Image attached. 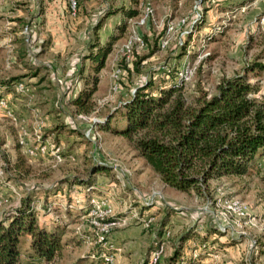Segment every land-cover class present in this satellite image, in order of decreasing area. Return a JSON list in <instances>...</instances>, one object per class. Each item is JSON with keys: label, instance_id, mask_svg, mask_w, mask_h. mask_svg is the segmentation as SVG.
Here are the masks:
<instances>
[{"label": "rangeland", "instance_id": "374dc122", "mask_svg": "<svg viewBox=\"0 0 264 264\" xmlns=\"http://www.w3.org/2000/svg\"><path fill=\"white\" fill-rule=\"evenodd\" d=\"M43 1L0 0V77L23 73L15 92L0 96V219L27 196L41 225L62 226L67 244L50 264H108L91 259L103 253L112 255L109 264H147L161 243L158 264H170L188 230L176 264L193 252L204 264H264V159L248 176L181 192L163 184L127 139L96 126L148 81L154 93L182 81L194 97L215 92L222 78L244 73L257 59L264 64V0H64L61 29L70 34L62 55L46 47L47 18L38 17ZM14 3L25 5L20 30L29 28L21 33L20 59L4 46L15 25L8 15ZM130 8L138 15L122 32L123 9ZM111 36L119 37L98 73L92 107L82 111L71 99L92 72L84 56ZM260 79L264 88V70ZM18 93L33 104L29 112L12 101ZM40 144L46 152H35ZM57 149L60 160L52 155ZM99 164L107 169L92 172ZM29 245L21 238L23 252Z\"/></svg>", "mask_w": 264, "mask_h": 264}, {"label": "trees", "instance_id": "16d2710c", "mask_svg": "<svg viewBox=\"0 0 264 264\" xmlns=\"http://www.w3.org/2000/svg\"><path fill=\"white\" fill-rule=\"evenodd\" d=\"M132 1L137 4L139 0ZM123 14L126 20L119 26L122 32L127 19L137 16L138 10L123 9ZM101 25L99 22L95 32ZM25 28L28 27L23 26V32ZM118 37L111 36L104 44L96 41L95 50L84 56L92 72L90 77H83L85 85L71 99L80 110L91 109L98 73ZM24 40L29 42L26 37ZM257 60L244 73L222 78L210 94L200 92L189 97L182 81L160 84L154 93L150 90L153 83L148 81L136 87L115 113L107 114L96 126L100 131L127 139L161 182L177 191L198 189L207 181L222 177L248 176L264 159V88L259 82L264 64ZM16 78H0V96L15 92ZM106 169L99 164L91 170ZM91 181L92 178L87 184ZM191 233L188 230L181 235L182 244L170 258V264H176ZM63 235L62 226L38 223L37 211L26 196L14 212L0 219V264H50L67 244L62 241ZM25 237L30 245L23 252L21 238ZM182 264L194 262L188 258Z\"/></svg>", "mask_w": 264, "mask_h": 264}, {"label": "crops", "instance_id": "0c3cea01", "mask_svg": "<svg viewBox=\"0 0 264 264\" xmlns=\"http://www.w3.org/2000/svg\"><path fill=\"white\" fill-rule=\"evenodd\" d=\"M13 1V0H12ZM17 1H32V0H17ZM44 2V1H43ZM59 2V0L57 1ZM57 2H44L45 6L43 7V9H45V11L43 12H39L38 17H42L43 15H46L47 18V27H45L46 31H49V39L46 41L47 45L46 46L47 49H49L51 51V53H60L62 55V53L64 52V50L68 47V37L67 35H69L70 33L67 30L61 29V23L63 22V16H65V14L68 12V9L65 5L64 0H62V3L60 6L54 5ZM18 3H22V2H18ZM15 7L14 8H10L11 9V13L8 14L10 17V20L15 24L14 26H12L13 28V33H11V40L10 42H6L4 44V46L6 48L9 49H14V54L15 57L17 59H20L21 56H23L25 48L23 46V39H21V33H26V30H29V28H25L24 32L22 30L21 32V26L23 24V22H25L24 20L27 19V14H26V10H25V5L22 4H12ZM33 4H30V7H33ZM242 9V8H241ZM50 12H53L55 15L54 16H50ZM222 12H224V9L222 10ZM264 16V15H263ZM51 19V20H50ZM49 25V26H48ZM57 27V28H56ZM60 28V29H59ZM71 31V30H70ZM68 33V34H67ZM28 40V38H27ZM18 52L19 56H18ZM22 72H18L15 73L14 75H16L17 77L19 75H22ZM21 77V76H20ZM1 79H5L6 77H0ZM9 78V77H7ZM2 91V89L0 88V92ZM14 92H8L5 95H10L13 94ZM19 94V93H18ZM20 96H17L15 98L12 99L13 102H15L16 106L19 107L18 105L22 106L25 105L24 107H28L25 109V111H30V105L33 104H29V103H24L25 101L28 102V100H26L25 94L21 93L19 94ZM25 97V99H24ZM38 223L41 224V220H38ZM195 240H197V238H195Z\"/></svg>", "mask_w": 264, "mask_h": 264}, {"label": "built area", "instance_id": "2783aa9c", "mask_svg": "<svg viewBox=\"0 0 264 264\" xmlns=\"http://www.w3.org/2000/svg\"><path fill=\"white\" fill-rule=\"evenodd\" d=\"M49 1H54V0H49ZM75 5V1H73V9H74V6ZM152 11H150V14H151ZM149 14V15H150ZM261 24H264V17H260V21H259ZM164 239V238H162ZM204 246V245H202ZM163 253V244H158V246L155 248V250L153 251L152 255L150 256L149 258V262L147 264H158L159 260H160V257H161V254ZM201 253H198V252H193L192 254V257H191V260L194 262V264H204L202 258H201ZM112 255L108 256L106 255L105 253L103 254H99V255H96V254H91V259L93 260H103L104 263H112L113 261V258L111 257ZM206 256H212L211 254H208Z\"/></svg>", "mask_w": 264, "mask_h": 264}, {"label": "bare ground", "instance_id": "6f19581e", "mask_svg": "<svg viewBox=\"0 0 264 264\" xmlns=\"http://www.w3.org/2000/svg\"><path fill=\"white\" fill-rule=\"evenodd\" d=\"M145 10H146V14L149 16L150 11H152L151 6H150V5L146 6ZM130 46H131V45H130ZM20 142H21V140H20ZM22 144H24V142H22ZM46 146H47V145H46ZM46 146L43 145V144L38 145L37 148L35 149V152H37V153H42V152H44V151L46 152V149H47ZM58 150H59V149H57L55 152H53L52 155L55 156L56 159L60 160V159H61V157H60L61 154H59L60 152H59ZM232 208H233V207H232ZM238 208H239V207H238ZM236 209H237V208H236ZM241 211H243V210H241Z\"/></svg>", "mask_w": 264, "mask_h": 264}]
</instances>
